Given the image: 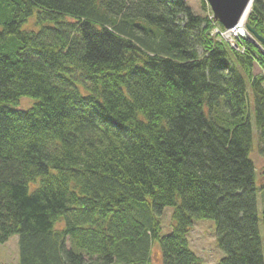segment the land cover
Here are the masks:
<instances>
[{"label":"trees","instance_id":"trees-1","mask_svg":"<svg viewBox=\"0 0 264 264\" xmlns=\"http://www.w3.org/2000/svg\"><path fill=\"white\" fill-rule=\"evenodd\" d=\"M247 24L264 38V0ZM215 27L186 0H0V245L18 235L19 264H152L155 244L203 264L195 220L219 264H264V56Z\"/></svg>","mask_w":264,"mask_h":264},{"label":"rangeland","instance_id":"rangeland-1","mask_svg":"<svg viewBox=\"0 0 264 264\" xmlns=\"http://www.w3.org/2000/svg\"><path fill=\"white\" fill-rule=\"evenodd\" d=\"M189 7L192 9L193 13L201 16H212V11L207 7L204 11L201 5V0H186ZM252 8L250 10V13ZM242 22L245 28L247 24L248 17ZM34 21L30 20L26 27L23 29H34ZM217 40V39H216ZM202 53V50L200 49ZM254 76H264V68H261L258 64L254 65L253 69ZM31 102L29 100L22 101V108H27ZM253 128V142L254 146L258 144L259 133L255 123L254 107L251 120ZM257 170V209L260 219V231L264 235L263 227V212H264V155L254 147L251 155ZM173 208L167 207L164 209L159 220L161 222V236H167L173 231ZM189 242L191 249L195 254L201 259L203 264H219L220 261L226 256L219 246L217 241V228L216 223L213 220H195L192 231L189 234ZM70 247V244H68ZM152 264H162V254L158 245H153ZM20 262V246H19V236L13 235L9 240L0 245V264H19Z\"/></svg>","mask_w":264,"mask_h":264},{"label":"water","instance_id":"water-1","mask_svg":"<svg viewBox=\"0 0 264 264\" xmlns=\"http://www.w3.org/2000/svg\"><path fill=\"white\" fill-rule=\"evenodd\" d=\"M209 5L214 19L226 30L236 28L244 41L253 43L264 56V38L250 25L244 28L242 22L254 4L255 0H205Z\"/></svg>","mask_w":264,"mask_h":264},{"label":"built area","instance_id":"built-area-1","mask_svg":"<svg viewBox=\"0 0 264 264\" xmlns=\"http://www.w3.org/2000/svg\"><path fill=\"white\" fill-rule=\"evenodd\" d=\"M213 35L219 37V39L225 40L226 42L230 43L233 47H236L235 41L239 37L238 31L236 28L231 29V30H225V31L219 28H215L213 31Z\"/></svg>","mask_w":264,"mask_h":264}]
</instances>
